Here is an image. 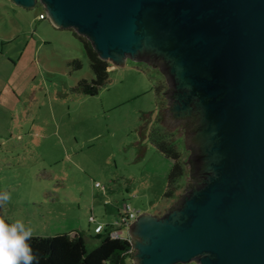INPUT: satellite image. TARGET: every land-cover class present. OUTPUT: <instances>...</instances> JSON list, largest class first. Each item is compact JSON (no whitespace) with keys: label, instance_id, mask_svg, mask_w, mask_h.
Returning <instances> with one entry per match:
<instances>
[{"label":"water","instance_id":"1","mask_svg":"<svg viewBox=\"0 0 264 264\" xmlns=\"http://www.w3.org/2000/svg\"><path fill=\"white\" fill-rule=\"evenodd\" d=\"M9 1L39 4L112 67L155 62L167 116L195 120L183 147L197 181L187 165L168 210L137 213L131 264H264V0Z\"/></svg>","mask_w":264,"mask_h":264},{"label":"rangeland","instance_id":"2","mask_svg":"<svg viewBox=\"0 0 264 264\" xmlns=\"http://www.w3.org/2000/svg\"><path fill=\"white\" fill-rule=\"evenodd\" d=\"M73 32L52 25L39 4L0 0V191L10 196L1 215L22 220L33 236L80 232L91 249L94 223L117 220L125 205L162 215L185 189L186 162L164 197L173 161L154 148L153 131L167 134L183 161L188 151L179 129L163 126L162 113L156 119L166 90L156 68L109 63L96 94L74 89L93 73Z\"/></svg>","mask_w":264,"mask_h":264},{"label":"trees","instance_id":"3","mask_svg":"<svg viewBox=\"0 0 264 264\" xmlns=\"http://www.w3.org/2000/svg\"><path fill=\"white\" fill-rule=\"evenodd\" d=\"M42 14V13H40ZM74 35L77 36L75 32ZM83 44L85 53L88 57L89 66L93 73V78L89 81L81 79L76 83L75 90L94 95L99 87L108 81L107 67L109 62L101 60L97 57L96 52L91 48L89 42L81 36H77ZM69 64L76 68L80 67L77 59H72ZM162 84L155 86V92L161 91ZM163 103V101H162ZM162 105V104H161ZM157 109L156 119L162 113V106ZM167 134L153 131L150 141L154 148L165 157L173 161L166 178V186L164 197L172 196L176 189V181L184 173V161L181 159L180 153L175 145L168 141ZM170 139V138H168ZM0 218L1 204H0ZM111 230V229H110ZM109 229L101 230L96 233L98 243L95 247L87 249L85 246L82 233L75 232L70 236L67 233H60L50 236H32L29 241L33 253L37 257L38 264H131L133 249L131 241L128 237H114L109 235ZM176 264H195L176 263Z\"/></svg>","mask_w":264,"mask_h":264},{"label":"clouds","instance_id":"4","mask_svg":"<svg viewBox=\"0 0 264 264\" xmlns=\"http://www.w3.org/2000/svg\"><path fill=\"white\" fill-rule=\"evenodd\" d=\"M9 199L7 192L0 191V204ZM32 236V229L22 220L0 218V264H38L29 243Z\"/></svg>","mask_w":264,"mask_h":264},{"label":"flooded vegetation","instance_id":"5","mask_svg":"<svg viewBox=\"0 0 264 264\" xmlns=\"http://www.w3.org/2000/svg\"><path fill=\"white\" fill-rule=\"evenodd\" d=\"M146 64L154 66L158 70V66H157V64L155 62L150 61V62H147ZM166 86H167V83H166ZM162 95H163V100L165 101L164 105L162 106V109H163V111H162L163 120L167 124L172 126L174 129H176V128L179 129L178 133L182 137L183 144L185 145L186 139L191 138V134H192L193 129L195 127V120L190 118V117H184L182 119L176 120L175 118H171V117L167 116L165 108L167 107V104H168V95H169L168 86H167L166 92H163ZM185 147H186V145H185ZM194 151H195L194 146H190L188 148V154H187L186 160H184V162H186V165H188L189 168H190L189 169V174L192 176V179H193L192 182L189 183V187L192 186L193 184H195V182L197 181V177L196 178L193 177V173H192L193 164L191 163V161L189 159L190 155H192Z\"/></svg>","mask_w":264,"mask_h":264},{"label":"built area","instance_id":"6","mask_svg":"<svg viewBox=\"0 0 264 264\" xmlns=\"http://www.w3.org/2000/svg\"><path fill=\"white\" fill-rule=\"evenodd\" d=\"M39 18H44V14H39ZM137 213L138 212L134 211L133 209H130L128 206H125L124 213L119 216V218L114 224V227L109 231L110 237L114 238L120 236L116 229L118 227L128 228V225L136 217ZM89 219L91 220L92 218L90 217ZM101 230H103V228L100 224L95 225L93 228L94 233H98Z\"/></svg>","mask_w":264,"mask_h":264},{"label":"crops","instance_id":"7","mask_svg":"<svg viewBox=\"0 0 264 264\" xmlns=\"http://www.w3.org/2000/svg\"><path fill=\"white\" fill-rule=\"evenodd\" d=\"M113 67L112 66H110V69H112ZM109 70V69H108ZM125 206H127V205H125ZM105 222V221H104ZM115 222H116V220L115 221H106L104 224H102L101 222H96V223H94V226L95 225H97V224H100L101 226H102V228H103V230H107V229H112L113 227H114V224H115ZM94 228V227H93ZM102 230V231H103ZM123 230H125V234L124 235H122V231ZM116 231L119 233V235L121 236V237H128L129 238V236H128V232H127V228H125V227H118L117 229H116ZM93 233H94V231H93ZM73 235H75V232L73 231V232H71L70 233V236H73ZM94 236H96V233H94ZM84 238V237H83Z\"/></svg>","mask_w":264,"mask_h":264}]
</instances>
